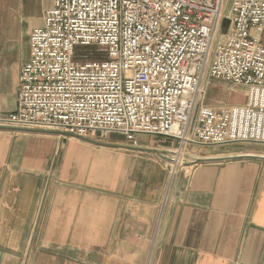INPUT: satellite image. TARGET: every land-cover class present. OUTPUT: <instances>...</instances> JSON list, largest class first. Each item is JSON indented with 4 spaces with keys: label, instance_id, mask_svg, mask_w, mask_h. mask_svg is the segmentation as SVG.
I'll return each instance as SVG.
<instances>
[{
    "label": "crops",
    "instance_id": "0c3cea01",
    "mask_svg": "<svg viewBox=\"0 0 264 264\" xmlns=\"http://www.w3.org/2000/svg\"><path fill=\"white\" fill-rule=\"evenodd\" d=\"M53 2L0 0V116ZM145 138L0 127V264H264V150L189 145L166 193Z\"/></svg>",
    "mask_w": 264,
    "mask_h": 264
},
{
    "label": "built area",
    "instance_id": "2783aa9c",
    "mask_svg": "<svg viewBox=\"0 0 264 264\" xmlns=\"http://www.w3.org/2000/svg\"><path fill=\"white\" fill-rule=\"evenodd\" d=\"M224 5L54 0L30 35L16 108L0 127L159 137L172 142L161 156L172 169L186 165L189 145H264V0H230L226 14ZM211 80L242 88L244 103L204 104Z\"/></svg>",
    "mask_w": 264,
    "mask_h": 264
},
{
    "label": "rangeland",
    "instance_id": "374dc122",
    "mask_svg": "<svg viewBox=\"0 0 264 264\" xmlns=\"http://www.w3.org/2000/svg\"><path fill=\"white\" fill-rule=\"evenodd\" d=\"M229 4L230 0H225V5H224V13L226 14L229 10ZM223 26V23H222ZM222 26L220 29V34L224 35L226 33L222 32ZM227 30V29H226ZM88 50V49H87ZM205 90V96L203 97V103L212 107H218L222 105H235V104H242L244 103L245 97H244V91L242 88L233 86L231 84L225 83L220 80H211L209 85H206L204 87ZM116 134H110L106 135V137H102L100 134H94L91 135L87 138H94L95 140L102 141V142H111L113 136ZM145 140H150L152 144L154 141L156 144L154 145L155 147L159 148H166L165 145L161 144L158 142V139H151V138H145ZM126 143H128L126 140H124ZM171 147V145H170ZM236 150L237 149H244L246 151L248 150H264V146H261L259 144H249V145H241L238 147H234ZM169 149V148H168ZM154 151H159L160 153L158 154L159 157L164 154V152L161 151V149L154 150ZM188 157H192L191 155L187 154V150L184 152ZM264 154V151L262 152ZM185 159V158H184ZM185 161V160H184ZM159 166L162 169V172L165 173L166 177V193L170 190L172 180L175 177V175L185 166H177L175 169H172L170 166L166 165L162 160H159ZM187 163V162H186ZM189 163V162H188ZM171 171H174L173 175Z\"/></svg>",
    "mask_w": 264,
    "mask_h": 264
},
{
    "label": "water",
    "instance_id": "95a60500",
    "mask_svg": "<svg viewBox=\"0 0 264 264\" xmlns=\"http://www.w3.org/2000/svg\"><path fill=\"white\" fill-rule=\"evenodd\" d=\"M228 21H223V26H222V32H225L226 29L228 28ZM150 152H154L156 154H159L160 152L159 151H154V150H148Z\"/></svg>",
    "mask_w": 264,
    "mask_h": 264
},
{
    "label": "bare ground",
    "instance_id": "6f19581e",
    "mask_svg": "<svg viewBox=\"0 0 264 264\" xmlns=\"http://www.w3.org/2000/svg\"><path fill=\"white\" fill-rule=\"evenodd\" d=\"M185 156H186V155H185ZM191 158H192V157H188V158H187V156H186L184 160H185V162H190Z\"/></svg>",
    "mask_w": 264,
    "mask_h": 264
}]
</instances>
